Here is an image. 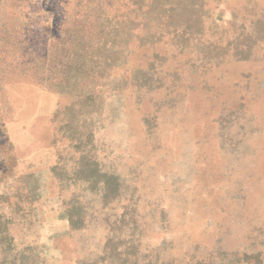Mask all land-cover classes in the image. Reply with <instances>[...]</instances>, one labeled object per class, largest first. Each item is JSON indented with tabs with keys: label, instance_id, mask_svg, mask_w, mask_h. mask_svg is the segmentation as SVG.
Instances as JSON below:
<instances>
[{
	"label": "rangeland",
	"instance_id": "rangeland-1",
	"mask_svg": "<svg viewBox=\"0 0 264 264\" xmlns=\"http://www.w3.org/2000/svg\"><path fill=\"white\" fill-rule=\"evenodd\" d=\"M0 264H264V0H0Z\"/></svg>",
	"mask_w": 264,
	"mask_h": 264
},
{
	"label": "trees",
	"instance_id": "trees-1",
	"mask_svg": "<svg viewBox=\"0 0 264 264\" xmlns=\"http://www.w3.org/2000/svg\"><path fill=\"white\" fill-rule=\"evenodd\" d=\"M90 166H91V165H90ZM84 168L88 170V165L85 166ZM84 172H87V171H84ZM94 172H95V170H93V169L90 170V169H89L87 175H88L89 177H92L93 174H94ZM105 175H107V174H105ZM107 176H108V175H107ZM107 176H106V177H107ZM111 177H112L113 180H114V179L116 180V178H113L114 176H111ZM109 179H111V178H109ZM115 180H114V182L118 185V183H117ZM105 184L107 185V188H108V189H109V185H110L111 190L113 189V188H112V185H114V187L116 188L115 184H114L112 181H109L108 179H107V181L105 182ZM69 215H70V216H69L70 221L74 223V221H75L74 214H73V213H70ZM77 218H78V214H77ZM78 219H80V218H78Z\"/></svg>",
	"mask_w": 264,
	"mask_h": 264
}]
</instances>
